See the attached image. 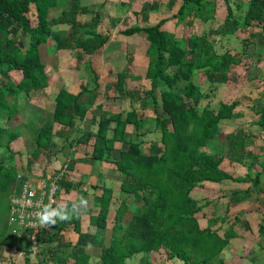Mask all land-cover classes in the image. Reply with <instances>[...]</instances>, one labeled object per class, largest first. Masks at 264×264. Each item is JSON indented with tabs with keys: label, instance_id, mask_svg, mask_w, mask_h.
I'll use <instances>...</instances> for the list:
<instances>
[{
	"label": "trees",
	"instance_id": "1",
	"mask_svg": "<svg viewBox=\"0 0 264 264\" xmlns=\"http://www.w3.org/2000/svg\"><path fill=\"white\" fill-rule=\"evenodd\" d=\"M176 1L170 0V10ZM221 1L220 18L215 0H181L172 16L181 28L180 36L165 28L169 19L148 24L151 14L160 10L159 1L145 3L141 10L132 12L137 22L145 24L143 27L139 22L129 26L111 19L113 28L124 26L120 34L126 37L145 35V79L150 88L128 90L125 74H120L119 86L113 91L116 97L111 98L123 99L125 119L122 113H104L97 131L76 142L94 141L86 161L94 166L114 164L123 178L121 191L133 198L137 208L131 210L129 199L114 203L113 190L103 187L94 205L82 212L71 201L62 211L57 205L52 211L46 208L35 245L30 236L32 229L10 224L9 217L8 227L0 231V263L16 264L4 255L9 249L24 255L23 264H93V253L87 250L90 235L82 233L84 215L89 216L90 226L104 232L94 237L92 244L99 250V264H127L135 256L143 258L140 264H154L151 259L156 254L174 264H225V251L238 238L240 214L248 210L260 214L258 245L264 248V185L261 173L253 170L254 166L264 165L252 149L255 137L236 128L226 135L225 143L220 140L222 122L237 119V109L243 101H248L246 108L255 113L254 124L264 133V92L256 100L243 93L237 100H220L218 106L212 105L223 84L236 88L258 82L264 86V0ZM101 6H88L83 0H0V197L9 199V216L12 198L28 181L23 173L31 170L33 161L49 156L54 141V126L33 127L35 149L20 154L23 167L12 166L7 155L13 153L12 142L21 129L35 123L41 112L33 107L20 111L13 102L51 86L53 75L47 69L54 65V72L57 59H46L45 48L56 28L66 29L64 39L56 43V52L71 50L78 65L111 42L109 30L100 32L104 29ZM197 20L205 25L201 33L194 31ZM199 77L206 83H201ZM84 95L88 99L81 104ZM100 95L97 79L94 89L83 86L77 95L61 89L56 96L54 124L74 130L76 117L81 124ZM126 98H130V104ZM204 101L208 102L203 104ZM150 108L152 128L145 125V112ZM129 126L134 135L138 134L130 141L126 138ZM156 133L160 135L159 142L144 141L146 135ZM117 143L128 147L116 153ZM225 160L246 167L247 173L240 177L229 174L222 168ZM59 183L56 199L61 191L69 194L76 188L71 181ZM242 184L247 185L246 189L222 195V186ZM208 187L220 191L203 201L193 197L196 189ZM91 188L98 190L97 186ZM253 191L258 194L257 203L248 210L233 212L238 206L254 203ZM219 200L225 205V215L209 219L204 209ZM73 234L82 235L80 243H74Z\"/></svg>",
	"mask_w": 264,
	"mask_h": 264
},
{
	"label": "crops",
	"instance_id": "2",
	"mask_svg": "<svg viewBox=\"0 0 264 264\" xmlns=\"http://www.w3.org/2000/svg\"><path fill=\"white\" fill-rule=\"evenodd\" d=\"M83 1L88 6H95V5L104 6V7L101 6L102 7L101 14L104 17V21H103L104 29H100V32L106 33L105 30H109L112 33L111 42L104 49H102L100 53L94 56L87 57L83 63L78 65L75 55L72 54L71 50H61L56 52V43L60 40H63L66 35L64 31L66 30L65 27L56 28L52 34L48 47L45 48L46 59L48 58L57 59L55 64L56 69H54V72H52L54 65H51L48 68V71L53 75L51 86L45 91L32 93L30 95L31 101L29 103L31 105L27 106L29 108L33 107V109L37 110V108H39L41 110V112H39L38 116L36 117L34 127L41 128L48 125L54 126V141L52 142L49 156H42V158L39 161H33V164H31V170L23 174H25V176L28 177V181L36 187H42L43 185L49 186L51 182L59 183V181H63V180L71 181L76 186V188L69 194L61 191V194L58 199L54 197L51 202L46 203V208L47 209L50 208L51 211L54 205H57V208H59V210L62 211V209L65 208L66 203L68 201H71L77 204L76 210L82 212L84 208H88L94 205L95 197L100 196L103 193L102 191L103 187L111 188L113 190L114 203H116V201L118 200H126L127 199L126 197L129 196L128 194L123 193L120 189V184L123 178L121 173L117 171V167L114 164L103 163L94 166L88 164V162L86 161L89 158V155L94 148V141L92 140L89 144H81L79 142H76V139L86 136L87 133L89 132H96L98 129L99 121L102 115H104V113H111V114L122 113L123 114L122 119L123 120L125 119L126 111L123 112V109L121 108L124 102L123 99L116 100L111 97H116V94L113 93V91L115 90V88L119 86L118 78L120 74H125L126 89L144 90L141 86L140 87L137 86L136 88H130L128 86L129 82H127L128 80L127 77L133 76L132 74L146 75L147 67H148V58L146 57L148 42L145 37L144 40H145L146 48L145 51L143 50L142 52L141 49H139V45L137 44V40L140 38L141 34H135L126 37L120 34V30L124 29L123 28L124 26L122 25H124L125 22H127V25L129 26L133 24L137 25L138 23L137 20L136 23L132 22L131 19V16H133L132 12L141 10V8L145 3L159 1L161 5L160 10H162L163 8L164 1L167 2L168 7L170 3V0L168 1L145 0L142 3H139V0H97V1L94 0L96 2L93 4L89 3L88 0H83ZM157 13L151 14L150 22L148 23L149 25H155L161 19H168V17H162L156 22L154 19V14ZM111 19L118 20L119 23H121L122 25L113 28L111 26ZM167 24L168 22L166 23L165 28L168 30ZM138 25L143 27L144 23L139 22ZM73 46L74 44H71L70 47L72 48ZM122 68L123 69L125 68L124 71L125 70L126 71L124 72ZM104 75L107 77L114 75L116 79L115 81L112 80L105 81V79H103L105 77ZM96 79L98 80V83L101 85V95L99 96L98 100L93 102V106L91 110L87 113L83 122L80 124L79 122L80 118L76 117L77 126H75L74 130L72 131L69 130L68 128L65 129L60 124H54L53 113L56 107V96L58 92L61 89H65L68 92L77 95L81 91V88L83 86H87L89 87L90 90H92L95 88ZM232 87L234 86L232 85L227 86L226 84H223L220 87V90H222V93L218 94V97H221L220 100L225 102H229L230 100H237L242 96L243 93L251 97L253 100H256L262 95V92H264V86H261L258 82L255 84L253 83L239 84V86H237L236 88H232ZM247 87L249 91L245 89ZM250 90L252 91L250 92ZM33 97H35V99ZM87 99L88 96L84 95L81 98L80 103L86 104ZM129 100L130 98H126L128 104H130ZM117 104H119L120 106L119 110L114 109V107ZM128 104L126 103L125 105ZM149 111L145 112L146 116L148 115ZM237 111L239 112L237 119L233 121H223L222 124L225 122L237 123V121L239 122V120H244V123L243 122L239 124L237 123L236 127L233 130H235L236 128L244 129L248 133L254 135L255 142L252 149L255 150V153L257 155L261 156L259 161L262 162L264 165V133L259 131V128L254 124V122L257 121V116L252 110L250 111V109L248 108L240 109V110L237 109ZM142 114L144 115V112H142ZM151 117H153V115ZM221 129H222V135L220 136V140L222 143H225L224 140L226 135L232 133L233 130L225 132L223 130L222 125H221ZM133 131L134 129L132 128V126H129L126 135V138L129 141L132 138H134V136L138 135V134L134 135ZM141 132H144V127L142 128ZM146 137L150 140H155L157 142L160 141V135L157 133L148 134L146 135ZM14 142L16 145L12 146V151H15L14 149H16V154L15 153L13 154L17 157L18 160L17 161L15 160L12 166H18V168H20L23 167L21 164L20 154L21 153L26 154L33 151L35 149V144L33 143L32 136H29V134L26 133L25 128L20 130ZM25 146H28L29 148L24 149ZM127 147L128 145L126 143L116 144V150L118 152L122 150H126ZM222 168L226 172L232 174L235 177L244 176L241 173H239L240 168H245L247 170L246 167L240 164L229 162L228 160L224 161ZM253 170L254 172L261 173V181L264 185L263 166L262 165L254 166ZM20 173L22 174V172ZM57 185L60 186V183ZM91 186H97L98 190L94 191L91 188ZM228 186H233V185H227L226 187ZM223 187L225 186H222L221 188ZM212 189L213 188L210 187L205 189H196L193 192V197L196 198L197 200L203 201V199L209 198V196L210 197L215 196L216 193H213ZM237 189L239 190L240 188ZM218 191H220V188L218 189ZM200 192L201 194L204 195L203 197H201ZM254 193L257 194L256 191ZM195 194H197V196ZM228 194L223 193L222 195L227 196ZM263 196L264 195H262V197ZM255 199H257L255 201L257 203L258 194L256 195ZM216 203H218V201L211 202L209 205L206 206V208L211 207L212 211H214L215 210L214 207ZM245 204L238 206L237 211L247 210L248 208L245 206ZM253 205L254 204H252V206ZM258 205L257 207H259ZM114 207L117 206L114 205ZM59 210L57 213L58 215L61 216V212H59ZM247 212L249 213V211ZM247 212L245 214L241 213L240 218L248 214ZM252 214L256 215L255 216L256 220L254 222L257 224L260 214L258 213V211H253ZM216 216L217 215H215L212 212L210 213L209 216L206 217L210 219L211 217H216ZM204 221L207 222V219ZM38 226L40 227V223L38 224ZM242 226L243 227L236 230L238 238L235 239L234 241H237L238 243H239L238 240L244 241L242 242L243 246L238 248L233 245L235 243H232L225 251V257H224L225 264H240L242 261H244L242 262V264H250V262L255 264L254 263L255 258L246 260L242 252V250H244L243 247L246 246L249 247L251 246V244H253L252 246L255 247L256 252L261 250L262 253H264V248L258 245V242L260 240L257 234L258 226L254 229L245 222ZM98 230L99 229L90 226L89 216L84 215L83 224H82V231H83L82 233L89 235L94 232L93 234L94 237L103 236L104 232H100ZM251 231L253 232V235ZM30 236L33 237V231L30 232ZM94 239L95 238H93V242ZM92 244L93 243H91L90 245ZM154 256L155 255H153V257ZM259 258L260 260H262V264H264V258H262V256H260ZM93 264H99V259L94 261ZM160 264H166V263L161 262Z\"/></svg>",
	"mask_w": 264,
	"mask_h": 264
},
{
	"label": "rangeland",
	"instance_id": "3",
	"mask_svg": "<svg viewBox=\"0 0 264 264\" xmlns=\"http://www.w3.org/2000/svg\"><path fill=\"white\" fill-rule=\"evenodd\" d=\"M97 1V0H96ZM96 1H94V0H88V2L89 3H91V4H93V3H95ZM143 1H145V0H139V3H142ZM168 1V0H167ZM216 1V3H217V13H216V15L217 16H219L220 18L223 16V11H222V9H223V7H222V4H221V0H215ZM180 4H181V0H177L176 1V3H175V6H174V8H173V10H170L169 9V7H168V5H167V2L166 1H164V5H163V8H162V10H160L157 14H154V19H155V21L157 22L160 18H162V17H168V24H167V28H168V30L169 31H171V32H176L179 36L181 35V28L180 27H177L176 26V20L172 17L176 12H177V10L179 9V6H180ZM137 6H140V5H137ZM55 11H52L51 13H54ZM52 15V14H51ZM106 18V17H105ZM131 19H132V22H134V23H136V20H137V18L133 15V16H131ZM139 22V21H138ZM134 25H136V24H133L132 26H134ZM145 25V24H144ZM205 30V25L201 22V21H199V20H197L196 21V24H195V28H194V31L196 32V33H201V32H203ZM144 38H145V35L144 34H141V36H140V38L137 40V44L139 45V49H141V51L143 52V50L145 51V48H146V45H145V40H144ZM24 41H25V43H28V39L27 38H25L24 39ZM58 58V57H57ZM50 67V66H49ZM125 69V68H124ZM124 69L122 68V70L124 71ZM48 70V69H47ZM126 71V70H125ZM124 71V72H125ZM133 76H131V77H127V82H129L128 83V86L130 87V88H136L137 86H141L143 89H147V88H149L150 87V83L148 82V81H146V79H145V75H143V74H138V75H134V74H132ZM105 76V75H104ZM103 79H105V81H115V76L114 75H111V76H109V77H107V76H105ZM199 79H200V82L201 83H206L205 82V80H204V78L203 77H199ZM105 81H103V82H105ZM142 84V85H141ZM247 91H249V89H248V87L247 88H245ZM161 90H164V87H161ZM252 90H250V92H251ZM222 93V90H219L218 91V94H221ZM218 97V96H217ZM34 99H35V97H33ZM220 98L221 97H218V98H215V99H213L212 100V105L214 106V107H216V106H218L217 104H218V102L220 101ZM30 97L28 96H23V97H20V98H18L17 100H15V102H13L14 104L16 103V105H17V107L19 108V110L20 111H23V110H25L26 109V107L27 106H29V105H31V104H29L30 103ZM208 101H204V103L203 104H205V103H207ZM248 105V101H243V105L241 106V107H239L238 108V110H240V109H246V106ZM119 104H117L115 107H114V109H116V110H119ZM30 109V108H29ZM152 108H150V111L148 112V115L146 116V122H145V125H146V127H150V128H152V121H151V116L153 115L152 114ZM251 111V110H250ZM149 115H151V116H149ZM244 123V120H239V122L237 121V123L239 124V123ZM237 123H235V122H225V123H223V124H221L222 125V127H223V130L226 132V131H231V130H233L235 127H236V124ZM34 127V124L33 125H31V126H29V129H26V133H28L29 134V136H31L32 134H35V129L33 128ZM133 135V134H132ZM16 139V138H15ZM148 140H150V139H148L147 137H146V139L144 140V141H148ZM15 141V140H14ZM151 142V141H150ZM16 144H15V142H12V146H15ZM29 147L28 146H25V148L24 149H28ZM23 149V150H24ZM15 151H13V153H15L16 154V149H14ZM118 151H116V153H117ZM13 153H10V152H7V155H8V158H9V161L10 162H12V164L15 162V160L17 161L18 159H17V157L13 154ZM246 169L245 168H240L239 169V173H241L242 175H245L246 174ZM264 177V176H263ZM30 183V182H29ZM246 187H247V185L246 184H242V185H240V186H237V185H234V186H228V187H223V188H221L222 190V194L224 193V194H228V193H230V192H232L234 189H237V188H240V189H246ZM213 191V193H216L217 192V190H212ZM255 191H253V193H252V196H251V199H252V201L254 202V203H252V204H255V201L257 200V199H255L256 198V193H254ZM200 194H201V192H200ZM196 196H197V194H195ZM229 195V194H228ZM204 195L203 194H201V197H203ZM5 197V196H4ZM4 197H0V231L3 229V228H7L8 227V219H9V213L7 212V208H8V206H9V199H8V197L6 196L5 198ZM127 198V200H128V202H129V205H130V208H131V210H135L136 208H137V205L134 203V202H132V200H133V198H130L129 196L128 197H126ZM225 202V201H224ZM245 206L249 209V208H252L253 206L251 205V203H246L245 204ZM214 211H212V209H211V207H208V208H205V212L206 213H208V214H210V213H214L215 215H217V216H224L225 215V207H224V204H223V202H222V200L221 201H218V203H216V205H215V207H214ZM247 209V210H248ZM238 210V208H235V209H233L232 211L234 212V211H237ZM249 211V210H248ZM253 212V211H252ZM252 212L251 211H249V213L248 214H246L245 216H242L241 217V219L243 220L238 226H236V230H238V229H240L241 227H243L242 225L244 224V222L246 223V222H248V225L250 226V227H253L254 229L257 227V224L254 222L255 220H256V215H253L252 214ZM252 215H253V217H252ZM200 220L202 221L203 219L202 218H200ZM226 226V225H225ZM38 228H39V226H38ZM99 231V230H98ZM240 231H242V230H240ZM100 232H102V231H100ZM94 232L92 233V234H89L90 235V239H89V243H93V238H94ZM102 234V233H101ZM72 236V238H73V236H74V238H73V240H74V243L75 244H78V243H80V240L82 239V235L80 236V235H75V234H73V235H71ZM239 241V243L237 242V241H232V243H235V244H233L235 247H238V248H240V247H242L243 246V244H242V242H244V241H241V240H238ZM253 244H251V246H246V247H243V249L244 250H242V252H243V254H244V258L247 260H249V259H252V258H255V264H262V260H260V256H262V258H264V253H262V251L260 250V251H257L256 252V249H255V247L254 246H252ZM87 250L90 252V253H93V259H92V262H94V261H96L97 259H98V257H99V254H98V252H99V250L98 249H96L95 247H93L92 245H90V247H88L87 248ZM4 255L7 257V258H10V259H13L15 262H16V264H23V261H24V255L21 253V252H18V251H14V250H9V249H6L5 251H4ZM33 259V258H32ZM143 258L141 257V256H135L134 258H131V259H129L128 261H127V264H140V261L142 260ZM164 257L162 256V255H158V254H156L151 260L154 262V264H160L161 262H164V263H166V264H171V263H169V262H165L164 260ZM34 260V259H33ZM242 262H244V261H242ZM242 262L240 263V264H242ZM250 262V261H249ZM248 263V262H247ZM0 264H3V263H0ZM250 264H253L252 262H250Z\"/></svg>",
	"mask_w": 264,
	"mask_h": 264
},
{
	"label": "built area",
	"instance_id": "4",
	"mask_svg": "<svg viewBox=\"0 0 264 264\" xmlns=\"http://www.w3.org/2000/svg\"><path fill=\"white\" fill-rule=\"evenodd\" d=\"M18 177L21 178L20 175ZM57 184L56 182H51L49 186L36 187L26 181L22 186L21 193L12 198L13 206L10 213V224L32 229L33 245L36 244L35 235L37 234L39 221L43 217L46 203L51 202L60 189ZM34 251H36L35 247Z\"/></svg>",
	"mask_w": 264,
	"mask_h": 264
}]
</instances>
